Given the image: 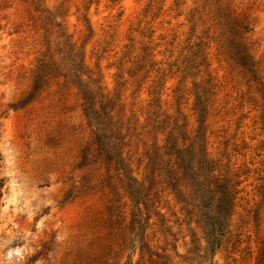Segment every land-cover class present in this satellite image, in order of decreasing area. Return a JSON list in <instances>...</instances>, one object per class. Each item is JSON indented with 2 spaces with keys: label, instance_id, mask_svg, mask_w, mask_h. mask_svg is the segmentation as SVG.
<instances>
[{
  "label": "rangeland",
  "instance_id": "obj_1",
  "mask_svg": "<svg viewBox=\"0 0 264 264\" xmlns=\"http://www.w3.org/2000/svg\"><path fill=\"white\" fill-rule=\"evenodd\" d=\"M221 7L248 21L257 82L225 53ZM56 22L110 98L134 175L144 177L170 135L189 143L201 128L214 175L235 191L214 264H264V0H0V264H151L111 233L108 182L119 209L128 200L96 156L75 86L59 76L26 99L47 47L58 57ZM159 209L146 231L151 251L196 264L183 256L201 230L167 190Z\"/></svg>",
  "mask_w": 264,
  "mask_h": 264
},
{
  "label": "trees",
  "instance_id": "obj_2",
  "mask_svg": "<svg viewBox=\"0 0 264 264\" xmlns=\"http://www.w3.org/2000/svg\"><path fill=\"white\" fill-rule=\"evenodd\" d=\"M218 18L224 28L225 53L249 80L257 82V66L243 38L249 31L248 21L234 17L227 7H221ZM54 26L58 29V57L48 46L38 60L26 99H33L38 91L59 76L63 77V86L71 84L77 89L85 114L95 128L96 156L108 170L113 167L117 171L124 196L129 202L126 203L128 209H119L116 204L119 201L118 188L108 182L114 195L113 203L108 206L111 233L132 249V255L139 250L140 259L148 254L151 264H175L170 256L151 251L146 241L147 228L153 216L160 214V198L167 190L179 205L185 220L189 224L195 222L202 232L201 239L195 233L191 234L190 247L183 258L196 264H214L215 251L223 245L229 232L235 191L227 179L214 175L201 128L189 143H186L185 136L180 143L178 137L170 135L163 145L148 155L144 177L134 175L124 154L126 137L123 127L112 114L114 107L110 105V98L104 94L99 82L90 78L81 54L61 24L56 22ZM195 96L201 121L205 115L203 96L198 93ZM3 186V181H0V200ZM201 240L204 245H201ZM41 254L42 251L38 255ZM34 260H38V256Z\"/></svg>",
  "mask_w": 264,
  "mask_h": 264
}]
</instances>
